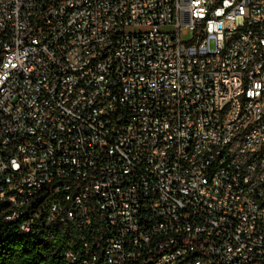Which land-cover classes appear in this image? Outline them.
<instances>
[{
    "label": "built area",
    "instance_id": "obj_1",
    "mask_svg": "<svg viewBox=\"0 0 264 264\" xmlns=\"http://www.w3.org/2000/svg\"><path fill=\"white\" fill-rule=\"evenodd\" d=\"M0 223L69 264H264V0H0Z\"/></svg>",
    "mask_w": 264,
    "mask_h": 264
},
{
    "label": "trees",
    "instance_id": "obj_2",
    "mask_svg": "<svg viewBox=\"0 0 264 264\" xmlns=\"http://www.w3.org/2000/svg\"><path fill=\"white\" fill-rule=\"evenodd\" d=\"M64 238L24 236L15 223H0V264H69Z\"/></svg>",
    "mask_w": 264,
    "mask_h": 264
},
{
    "label": "rangeland",
    "instance_id": "obj_3",
    "mask_svg": "<svg viewBox=\"0 0 264 264\" xmlns=\"http://www.w3.org/2000/svg\"><path fill=\"white\" fill-rule=\"evenodd\" d=\"M240 24H241V22L239 21V25L238 26H240ZM191 35H192L191 33H189L188 35H184L183 36L184 41H189L190 38H191ZM211 47L214 48V44L213 43H212Z\"/></svg>",
    "mask_w": 264,
    "mask_h": 264
}]
</instances>
